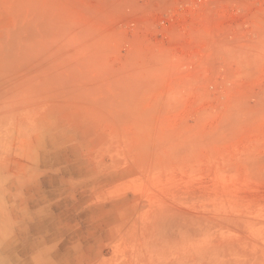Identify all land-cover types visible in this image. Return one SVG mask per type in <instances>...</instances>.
<instances>
[{
	"label": "rangeland",
	"instance_id": "1",
	"mask_svg": "<svg viewBox=\"0 0 264 264\" xmlns=\"http://www.w3.org/2000/svg\"><path fill=\"white\" fill-rule=\"evenodd\" d=\"M0 264H264V0H0Z\"/></svg>",
	"mask_w": 264,
	"mask_h": 264
}]
</instances>
